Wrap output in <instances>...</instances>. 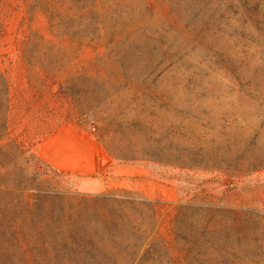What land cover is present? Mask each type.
Listing matches in <instances>:
<instances>
[{"label":"rangeland","instance_id":"rangeland-1","mask_svg":"<svg viewBox=\"0 0 264 264\" xmlns=\"http://www.w3.org/2000/svg\"><path fill=\"white\" fill-rule=\"evenodd\" d=\"M0 215L61 261L264 264V0H5Z\"/></svg>","mask_w":264,"mask_h":264},{"label":"trees","instance_id":"trees-1","mask_svg":"<svg viewBox=\"0 0 264 264\" xmlns=\"http://www.w3.org/2000/svg\"><path fill=\"white\" fill-rule=\"evenodd\" d=\"M5 0H0V13L2 9L3 2ZM41 163L44 165L51 167L46 161L42 158H38ZM46 196L38 195L36 198H29L27 200L28 208L32 209L36 203L43 201ZM6 215L1 217L0 215V239L1 238H11V241L15 243V249L9 251L13 253V255L18 252L21 255L22 261H19V264H31V262L35 263L36 260H42V255L44 258H47V261L50 264H84L82 260L77 257L68 259L67 261L60 260L61 250L59 249V245L64 242V237L66 236L65 232L57 231L53 229H43V228H27V229H12L10 232L9 229L3 227V220L6 221ZM32 219V218H31ZM30 219V221H32ZM75 247H77V243H72ZM93 247V246H92ZM91 252V259L100 258L101 256L107 257L109 255V251L106 248L102 249L100 246L93 247ZM9 253V255H10ZM39 255V256H38ZM88 260V261H89ZM15 262V261H13ZM12 262V263H13ZM0 264H4L1 263ZM9 264V263H7ZM17 264V263H14ZM39 264V263H37ZM85 264H92L91 262Z\"/></svg>","mask_w":264,"mask_h":264},{"label":"crops","instance_id":"crops-1","mask_svg":"<svg viewBox=\"0 0 264 264\" xmlns=\"http://www.w3.org/2000/svg\"><path fill=\"white\" fill-rule=\"evenodd\" d=\"M58 140L59 137L57 136L49 137L40 145L38 151L40 157L49 164H51L55 169L75 172L82 175H92L97 172H101L104 169V167L95 164L93 157L94 150H92V158H90V160L88 158H85L86 160H83L81 162L75 161L74 163L70 162L69 164L60 163V161H58ZM90 143L93 147L94 141L91 138ZM108 162L110 161L108 160Z\"/></svg>","mask_w":264,"mask_h":264}]
</instances>
